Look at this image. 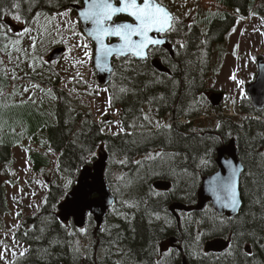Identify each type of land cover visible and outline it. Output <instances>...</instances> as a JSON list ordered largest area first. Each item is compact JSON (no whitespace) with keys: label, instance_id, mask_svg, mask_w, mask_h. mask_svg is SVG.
I'll use <instances>...</instances> for the list:
<instances>
[{"label":"trees","instance_id":"1","mask_svg":"<svg viewBox=\"0 0 264 264\" xmlns=\"http://www.w3.org/2000/svg\"><path fill=\"white\" fill-rule=\"evenodd\" d=\"M80 2L0 0V27L7 14H17L31 24L36 17L41 21L42 17L62 14ZM204 2L205 15V6L200 5ZM196 4L202 20L191 25L177 20L175 30L167 35L174 47L173 57L163 50L151 49L148 59L143 61H112L113 72L106 90L111 107L120 109L123 133L104 135L102 124L74 108L70 97L56 88L58 78L46 91L45 101L34 100L39 106L37 118L45 116L47 121H40L38 127H27L28 130L22 127L20 138L36 142L41 133L56 155L55 171L75 180L103 147L108 155L105 179L115 204L98 231L91 216L82 230L62 224L57 207L70 188H64L56 174L51 175L39 212L23 218L14 232L15 241L27 249L14 264H181L182 256L186 264H264V110H255L248 98L235 110V117L224 115L219 108L212 109L205 85L209 66L200 55L202 48L209 50L225 41L235 25L233 12L247 17L249 9L257 4L256 14L264 19V3L197 0ZM3 33L0 56L9 53L7 47L13 46L9 44L12 36L6 30ZM154 58H159L170 74L153 69ZM21 62L23 65L24 60ZM15 63L12 68H17ZM40 65L41 58L39 65L22 74L19 81L31 87L43 82L37 76ZM42 66L46 70L51 68L43 61ZM49 80L50 77L43 83ZM5 87L7 91L8 82L0 77V89ZM18 93L15 98L22 97ZM206 108L214 113L213 117L203 118ZM146 114L153 118L168 116V120L163 126H153L148 124ZM232 139L237 142L244 167L239 214L226 218L207 205L201 212L179 214L177 223L168 211L169 206L177 202L195 205L201 178L216 172L217 149ZM18 143H0V167L10 162L12 149ZM151 155L152 158H146ZM29 159L36 173L50 167V160L41 153H32ZM113 162L116 183L111 180ZM155 181L169 182L171 187L166 192L157 191L152 186ZM6 212L4 186L0 184V216ZM84 230L89 236L82 234ZM171 238H175L181 252H163L162 246ZM214 238H229L230 243L221 253L205 254L204 242ZM247 246L251 249L249 255L244 249Z\"/></svg>","mask_w":264,"mask_h":264},{"label":"rangeland","instance_id":"2","mask_svg":"<svg viewBox=\"0 0 264 264\" xmlns=\"http://www.w3.org/2000/svg\"><path fill=\"white\" fill-rule=\"evenodd\" d=\"M196 1L157 0L177 20L187 25L202 20V16L198 17L200 8ZM262 3L263 0H260L261 5ZM200 5L205 6L202 11L205 15L207 4L204 2ZM256 6L257 4L249 9L247 17H241L237 11L233 12L235 25L225 41L209 50L202 48L200 51L201 59L209 66L205 84L206 97L211 92H223L224 101L219 110L224 115L230 110L235 113L247 98L246 86L255 78L256 61L264 58V19L256 14ZM16 16L18 15H5L4 25L0 27V35L6 30L12 36L9 44L13 45L12 48L7 47L6 51L9 53L0 56V77L8 82L9 87L7 91V87L3 91L0 89V143L8 140L13 143L20 141L12 149L10 162L0 167V184L4 186L7 210L6 214L0 216V264H14L26 253L27 249L15 241L14 232L19 229L23 218L39 212L49 190L48 178L56 174L66 189H71L76 183L75 179L55 171L56 155L50 151L46 138L41 133L36 142L27 137L20 138L19 130L22 127L31 129L40 126V121H47L45 116L43 119L37 118L39 106L34 100L45 101L46 91L58 78L57 87L70 97L74 108L102 124L101 132L104 135L123 133L120 109L111 107L109 92L100 89L96 84L92 68V46L80 33L76 14L67 10L62 14L42 17L41 21L40 18L36 20V17L31 24H26L21 18L15 19ZM58 47L66 49L64 56L46 70L42 61L45 64L50 52ZM40 58L41 65L37 76L43 82L48 77L50 80L46 84L36 83L32 87L27 82H20V76L32 72L39 65ZM15 61L17 68H12L11 64ZM17 93L22 97L15 98ZM204 113L203 118L214 116L210 108L204 109ZM145 116L148 124L153 126H163L168 120V116ZM35 152L48 157L50 167L38 173L34 172L29 157ZM152 155L146 158L150 159ZM95 156L97 157V152ZM113 166L114 162L110 164L111 180L116 183L118 178ZM68 179L72 180V184L66 187ZM69 224L72 225L71 222ZM87 230L90 231V228ZM87 230L82 234L89 236Z\"/></svg>","mask_w":264,"mask_h":264},{"label":"water","instance_id":"3","mask_svg":"<svg viewBox=\"0 0 264 264\" xmlns=\"http://www.w3.org/2000/svg\"><path fill=\"white\" fill-rule=\"evenodd\" d=\"M90 2V0H89ZM112 2L119 6L118 0H112ZM142 2V0H138ZM87 7L85 0H82V5H72L71 9L76 13L79 20V27L85 37H87L92 43L94 48L93 57V68L96 72V82L97 84L104 88L108 85L113 68V59H123L131 57L137 61H143L146 59H140L131 54L126 56H117L115 53L107 57L104 67H97L96 59L98 55L99 45L96 41L88 35L89 31L92 29L93 25L90 21H84L79 13ZM166 8V7H165ZM167 9V8H166ZM168 10V9H167ZM169 11V10H168ZM124 18L126 21H131V18L126 14H118L113 17L111 23L115 19ZM165 34L152 33L151 35L156 39H162L163 44L157 46L156 48L166 51L171 57L174 55V49L171 46L168 38ZM134 39H138L134 37ZM105 44L112 46L120 43L117 37H109L104 41ZM153 48V49H156ZM64 53V49L58 48L54 50L48 57V62H53L58 60ZM148 58V57H147ZM103 63V61H102ZM151 66L153 69L159 73L170 74L169 70L164 67L160 59L156 58L151 61ZM247 95L253 107L257 110H264V60L259 59L257 61V75L255 80L249 84L246 88ZM209 102L211 106L217 107L220 105L223 95L220 93H212L209 96ZM237 144L234 139L230 140L227 145H224L217 149L215 165L217 171L209 176H205L201 179L199 189L197 191V200L194 206H185L181 203H173L169 206L168 210L173 215L177 222H179L178 212L190 213V212H201L207 204H211L212 209L219 215H223L226 218L236 217L242 207V199L240 194V177L244 172L242 163L239 160L238 152L236 148ZM107 153L101 148L98 151V157L93 162L91 166H86L81 169L79 176L77 178L75 186L66 195L64 200L58 205V219L61 223H68L70 220L76 228L83 229L86 224V217L91 213L93 221L96 225V230L98 231L104 221L107 211L114 206L115 199L111 195L110 190L104 178V173L106 170L107 163ZM233 173L235 175L233 176ZM232 179L235 180L236 185V199L237 204L235 208L226 206V192L223 190L222 185L228 184ZM153 188L158 191L166 192L170 189V183L166 181H155L153 183ZM213 188L216 191H213ZM219 196V199L217 197ZM169 247H176L177 250L181 251V248L176 245V240L171 238L168 240ZM229 241H224L222 239H213L205 244V253H221L227 249ZM166 250V246H163ZM247 254L251 253L249 247L245 248Z\"/></svg>","mask_w":264,"mask_h":264},{"label":"snow or ice","instance_id":"4","mask_svg":"<svg viewBox=\"0 0 264 264\" xmlns=\"http://www.w3.org/2000/svg\"><path fill=\"white\" fill-rule=\"evenodd\" d=\"M85 2L87 7L79 15L84 21H90L93 25L88 35L99 45L96 64L100 68L104 67L107 57L113 53L117 56L131 54L140 59H147L150 49L164 43L162 39H156L151 34H165L175 30L177 18L157 0H142V2L118 0L119 6H116L112 0H90V2L85 0ZM14 7L19 6L14 5ZM118 14H126L131 18V21L111 23L113 17ZM15 19L19 20L20 17L16 16ZM113 36L117 37L120 43L112 46L104 43L106 38ZM134 37L138 39H134ZM121 91L124 90L121 89ZM85 162L87 163V161ZM234 175L235 173H233ZM71 184L72 180L68 179L66 187ZM222 188L227 194L226 206L235 208L237 204L235 180L232 179L228 184L222 185ZM213 191L215 192L216 189L213 188Z\"/></svg>","mask_w":264,"mask_h":264},{"label":"bare ground","instance_id":"5","mask_svg":"<svg viewBox=\"0 0 264 264\" xmlns=\"http://www.w3.org/2000/svg\"><path fill=\"white\" fill-rule=\"evenodd\" d=\"M198 54V53H197ZM192 59V58H191ZM197 60V59H196ZM195 62V61H194ZM122 104V103H121ZM74 107V106H73ZM60 121V120H59ZM65 150V149H64ZM169 157V156H168ZM195 157V156H194ZM193 160V159H192ZM181 163V162H180ZM189 163H191V162H189ZM193 163V162H192ZM186 164V163H185ZM169 165V164H168ZM194 165V164H193ZM159 168V167H158ZM173 170V169H172ZM185 171V170H184ZM178 172V171H177ZM183 172V171H182ZM167 173V172H166ZM178 174V173H177ZM181 174V173H180ZM188 174V173H187ZM176 175V174H175ZM186 177V176H185ZM180 178V177H179ZM187 179V178H186ZM178 180V179H177ZM189 183V182H188ZM148 184V183H147ZM146 184V185H147ZM186 187V186H185ZM190 189V188H189ZM149 190V189H148ZM187 198V197H186ZM141 211V210H140ZM169 211V210H168ZM139 229V228H138ZM134 237V236H133ZM116 238V237H115ZM173 239H175V238H173ZM214 239H222V240H224V241H229V243H230V239L229 238H227V239H223V238H214ZM211 240H213V239H211ZM208 241H210V240H207V241H205L204 242V244H203V252L205 253V251H204V247H205V244L208 242ZM167 243V242H166ZM178 243V242H177ZM248 247V246H247ZM173 249H177L176 247H168L165 251H164V253H168L169 251H171V250H173ZM245 249V248H244ZM179 251V250H178ZM182 251V250H181ZM181 251H179V252H181ZM197 252V251H196ZM195 252V253H196ZM163 253V254H164ZM194 253V254H195ZM246 253V252H245ZM197 254V253H196ZM205 254H208V253H205ZM247 254V253H246ZM249 255V254H248ZM195 256V255H194ZM187 261V260H186ZM186 261H185V257L184 256H182V259H181V264H186ZM188 263V262H187Z\"/></svg>","mask_w":264,"mask_h":264}]
</instances>
